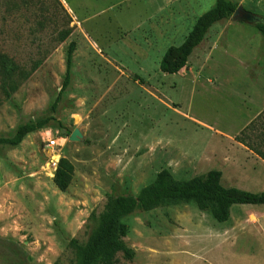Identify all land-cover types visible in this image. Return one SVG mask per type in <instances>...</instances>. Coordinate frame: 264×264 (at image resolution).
<instances>
[{"label": "rangeland", "instance_id": "374dc122", "mask_svg": "<svg viewBox=\"0 0 264 264\" xmlns=\"http://www.w3.org/2000/svg\"><path fill=\"white\" fill-rule=\"evenodd\" d=\"M184 1L187 25L173 31L167 11L181 9L169 2L157 11L149 0H0V53L26 68L40 61L1 102L0 137L38 117L64 124L0 144V264H73L69 241L87 239L91 213L161 168L177 179L218 169L225 187L264 191V161L234 139L264 109V37L253 23L217 21L180 72L164 73V50L215 3ZM236 1L264 20L261 4ZM70 41L71 81L51 112ZM60 157L74 166L65 191L53 182ZM123 221L134 255L114 264H264V203L233 204L223 222L190 203Z\"/></svg>", "mask_w": 264, "mask_h": 264}, {"label": "trees", "instance_id": "16d2710c", "mask_svg": "<svg viewBox=\"0 0 264 264\" xmlns=\"http://www.w3.org/2000/svg\"><path fill=\"white\" fill-rule=\"evenodd\" d=\"M238 6L233 0H215L213 6L201 13L184 39L177 45H169L159 61V69L164 73H177L187 63L192 51L202 42L209 28L217 21L227 19ZM264 19V17H263ZM264 37V22L255 24ZM70 33L63 30L61 39ZM75 42L70 41L65 51V73L61 88L50 105L51 112L56 110L63 92L71 81L72 57ZM40 61L26 68L6 53H0V104L9 99L18 86L38 67ZM53 121L59 129L64 124L54 115L38 117L18 124L12 136L0 137V144L17 146L30 132L46 128ZM68 131L67 129H65ZM70 132H68L69 134ZM234 139L246 146L264 161V109L243 126ZM74 166L66 158L60 157L54 171L55 186L65 191L69 186ZM221 171L210 169L205 173L187 179H177L167 168H161L154 180L140 188L137 194L109 196L99 213L92 212L94 221L87 239L79 242L72 238L69 246L73 252V264H114L117 253L131 259L134 250L127 246L124 237L128 226L123 218L136 210H151L177 203H190L199 210L209 213L219 222L227 221L233 204H263L264 191L251 192L237 187L221 184Z\"/></svg>", "mask_w": 264, "mask_h": 264}, {"label": "crops", "instance_id": "0c3cea01", "mask_svg": "<svg viewBox=\"0 0 264 264\" xmlns=\"http://www.w3.org/2000/svg\"><path fill=\"white\" fill-rule=\"evenodd\" d=\"M233 1H236V0H233ZM164 2H169L170 4V7H179V9H181V11L179 10H176V9H173L171 8V13L169 11H167V16H172V19H171V29L173 31H182L185 29L186 25H187V18H188V15L186 14V12L184 11V0H149V3L151 4V8L153 10H160L161 9V5L164 3ZM238 2V1H236ZM187 3V2H185ZM246 3L247 4H252V5H259L261 4V6H263L264 8V0H246ZM144 4V3H143ZM238 5H242V7H245L242 3L238 2ZM169 7V6H168ZM249 11V10H248ZM252 11V10H251ZM252 13H255L257 15H259V13L257 12H252ZM261 16V15H260ZM198 17V16H196ZM195 17V18H196ZM194 22H195V19H194ZM194 24V23H193ZM192 25V24H190ZM165 51V50H164ZM164 53V52H163ZM162 53V54H163ZM162 56V55H161ZM185 67V66H184ZM183 67V68H184ZM182 68V69H183ZM181 69V70H182ZM180 70V71H181ZM178 71V72H180ZM177 72V73H178Z\"/></svg>", "mask_w": 264, "mask_h": 264}, {"label": "water", "instance_id": "95a60500", "mask_svg": "<svg viewBox=\"0 0 264 264\" xmlns=\"http://www.w3.org/2000/svg\"><path fill=\"white\" fill-rule=\"evenodd\" d=\"M230 18L232 20L246 21L253 24H256L257 22H264V20H261L259 15L244 9L241 5H238L236 7V9L231 14ZM81 137L82 134L78 128H74L69 135V138L71 140H79Z\"/></svg>", "mask_w": 264, "mask_h": 264}, {"label": "built area", "instance_id": "2783aa9c", "mask_svg": "<svg viewBox=\"0 0 264 264\" xmlns=\"http://www.w3.org/2000/svg\"><path fill=\"white\" fill-rule=\"evenodd\" d=\"M50 142H51L50 144H53V143H55V140L51 139V141H50Z\"/></svg>", "mask_w": 264, "mask_h": 264}]
</instances>
